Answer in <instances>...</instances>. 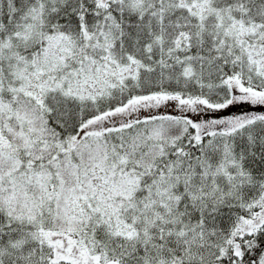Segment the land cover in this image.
Returning <instances> with one entry per match:
<instances>
[{
    "label": "snow or ice",
    "instance_id": "snow-or-ice-1",
    "mask_svg": "<svg viewBox=\"0 0 264 264\" xmlns=\"http://www.w3.org/2000/svg\"><path fill=\"white\" fill-rule=\"evenodd\" d=\"M0 264H264V0H0Z\"/></svg>",
    "mask_w": 264,
    "mask_h": 264
}]
</instances>
